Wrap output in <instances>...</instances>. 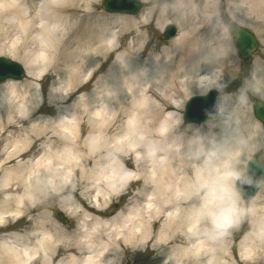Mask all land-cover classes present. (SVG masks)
<instances>
[{
  "label": "bare ground",
  "instance_id": "bare-ground-1",
  "mask_svg": "<svg viewBox=\"0 0 264 264\" xmlns=\"http://www.w3.org/2000/svg\"><path fill=\"white\" fill-rule=\"evenodd\" d=\"M99 1L41 0L36 5L0 0V40L19 38L14 49L0 48V55L17 59L16 51L27 72L25 81L0 86V131L6 135L11 129L0 151V264H122L121 253L136 251L140 244L150 245L155 264H222L213 257L222 256L225 236L220 232L226 224L214 230L198 216V205L213 185L231 189L236 208L242 205L233 188L237 172L247 157L264 152V127L247 108L250 95L264 100V62L256 63L236 97H221L220 116L205 124L212 135L201 132L200 142L197 127L183 130L178 113L190 92L218 91L220 78L231 72L225 65L232 56L220 50L217 0H177L174 7L164 8L159 28L171 13L181 27L161 48H148L142 31L153 24V11L138 18L108 15L98 12ZM227 1L233 17L240 18L241 12L248 20L251 14L264 36V0ZM126 34L132 37L122 54L124 63L98 77ZM48 76L57 79L50 103L67 105L75 122L64 114L58 121L33 124L41 113L38 87L43 86L37 82ZM88 78L95 80L90 90ZM200 96L209 100L207 94ZM211 104L217 109L216 100ZM125 109L135 118L115 132L113 125ZM136 152L143 153L140 164L163 157L155 166L159 172L147 175L146 198L140 189L133 195L132 211L129 202L116 212L110 205L128 195L120 186H132L127 179L134 176L126 167ZM45 198L58 201L68 217L79 220L75 231L35 212L34 206H48ZM140 199L146 202L143 208ZM246 206L253 228L262 230L251 238L247 254L264 264V188ZM24 220L29 223L25 232L5 233Z\"/></svg>",
  "mask_w": 264,
  "mask_h": 264
},
{
  "label": "rangeland",
  "instance_id": "rangeland-1",
  "mask_svg": "<svg viewBox=\"0 0 264 264\" xmlns=\"http://www.w3.org/2000/svg\"><path fill=\"white\" fill-rule=\"evenodd\" d=\"M31 3L38 5L39 3H41V0H29ZM140 2L143 3V8L140 10V13L138 15H125V16H129V17H133V18H138L139 15L142 14H146L147 12H149L150 10L154 12V22L153 24L148 27L147 29H142L143 32H146V36H145V41L146 43L149 42V47L148 48H155V47H163L165 45H167L170 41H165L162 39V33L166 27L167 24H172L177 26V28L180 30L181 24L176 20L175 14H169V17L167 18V20H164L162 22L161 27L159 28L158 22L160 19V15L161 12L163 11L164 8L166 7H174V4L177 2V0H139ZM229 4L227 0H217V9H216V15L219 18L220 24L222 26V38H223V42L221 44L220 50H224V52L228 53L230 56H232V59H230L227 63H226V67L227 69L230 67L231 72L228 73L227 78L225 79L224 77L220 78V89L218 90V100L220 101L222 96H229V97H236L237 92L240 90L241 86L245 83V81L249 78L250 73L253 71L255 65H257L256 63L258 62H264L263 59V54H264V36H262L259 32V28L257 27V24H254L255 19L252 18L251 14H249L250 16L248 20H246L244 17H241V12H238L237 15L240 16V18L237 17H233L230 13L229 10ZM97 9L98 12L100 13H105V14H110L107 13L103 6H102V0H100L97 4ZM241 5L246 8V12L249 13V10L247 9L248 5L245 4L243 5L241 3ZM237 12V11H235ZM233 12V13H235ZM249 21H251L253 24H248ZM231 23H236L242 27H245L247 29H249L251 32H253L259 42V49L258 51L249 59V60H243L241 59V57L238 54V50H237V46H236V42L233 38V36L230 34L229 30H228V26ZM256 25V26H255ZM130 37H132V35H128L126 34L125 38L122 39V47L120 48V50L118 51L117 55L113 54L108 61L106 62V64L104 65L103 70L100 72L98 77H103L104 74L106 73V71L109 69L110 66L114 65L115 63H119L122 64L124 63V59L122 58V54L125 52L126 47L129 45V41H130ZM18 37H13V40L10 42H2V40H0V48H2L4 45H8L9 47H12L14 49V45L17 44L18 42ZM108 42V41H107ZM9 48H6V50H8ZM5 50V51H6ZM14 55L16 56L17 59H12L14 61H16L17 63H21L20 60H18L19 58L22 59V57L16 52L14 51ZM0 57H6V56H1ZM216 72V71H215ZM236 74V78L233 79L232 76L233 74ZM27 78H25L24 80L18 81V82H23L25 81ZM56 78L53 77H46L45 80L43 82H37L39 84H41L43 87H38V92H39V107L41 109V113L38 114L36 117H34V122L33 124H36L37 126L42 123V121H47V120H51V121H58L60 120V117L64 114H66V119L68 121L71 122H75V114L73 112L70 111H66L65 110V106H55L52 105L50 103V93L52 90L56 89V86L54 85V82L56 81ZM4 84V83H2ZM2 84H0V86H2ZM95 84V80L90 82L88 90L91 89V87H93ZM224 90V91H223ZM191 93V94H190ZM188 95L187 100H185V103L193 96H198V95H204L207 93L204 92H200L199 90L190 92ZM79 97V93L76 94V96L74 97V100L70 102V104L74 103L75 101L78 100ZM248 99V105L247 108L251 111L252 115L254 116V112H253V100L255 99H259L261 101L264 102V100L251 96L247 98ZM180 102L182 101V98H179ZM116 99L114 101H112V103L109 105V108L111 111L115 110L114 107V103H115ZM69 104V105H70ZM185 107V106H184ZM184 107L183 110L181 111V113L175 110V112L173 113V115L177 114L178 115H182V123L183 124V130H187V128L189 126H196L198 129V137L200 139V142L203 141V139L201 138V132L203 135H205V137H209L212 135L210 133V131L205 128L207 125H205L206 123L197 125V124H187L183 121V112H184ZM63 108V110H62ZM101 108H105L103 105H101ZM66 112V113H65ZM106 116H111L109 114V112L106 114ZM134 116L133 113H130V110L125 109L123 111V115L122 117L116 121V123H114L113 125V131H117L118 129H126L129 125H130V118ZM20 117H22L20 115ZM135 118V116H134ZM256 118V117H255ZM4 119V117H3ZM36 119H42V120H36ZM111 119V118H110ZM257 120V118H256ZM260 127H264V125L257 120ZM160 122V120H159ZM159 124V123H158ZM1 125V123H0ZM160 126V124L158 125ZM204 127V128H203ZM2 127L0 126V129ZM7 132V134H3V132L0 131V151L3 149L6 141L5 139L8 137L7 135H9V131H11V129H6L5 130ZM23 133V132H22ZM180 132L178 131L174 136H179ZM215 135V134H213ZM10 136V135H9ZM86 137V134H82V138L84 139ZM207 139V149H208V143L210 142V139ZM249 140V139H247ZM131 147V144H130ZM179 149V148H177ZM203 150H205L204 147H202ZM35 152V151H34ZM151 149L147 150V153H150ZM256 154H252L251 156L246 158L245 164L242 166V168L237 172V177H240L244 174L248 161H250L253 158H258L260 159L263 163H264V152L263 151H257L254 152ZM37 154V153H35ZM143 158V153L142 152H136L135 155L133 156H129L127 160L129 161V167H126L127 170L130 171L131 174H134L137 177L141 178L140 182H136V183H132L131 187H127V186H120L121 190L124 191L126 193H128V195L126 197H124L123 199H121L120 201L114 200V205H110L111 209L113 210L114 207L116 206V212L119 210H122V208H125L129 202H130V210L132 211L135 208V200L136 198L133 197V195L138 192V190L143 189L142 193L144 196V198H146V193L150 190L145 189L147 188L146 184H143L144 181L147 178V175H149L150 173L152 174V172L155 170V173H157L158 169L156 166V163L160 160L163 159V157H159L158 161L156 160H151L149 162H145V163H141ZM250 158V159H249ZM249 159V160H248ZM138 160V161H137ZM207 160V159H206ZM9 166V165H8ZM88 169H90L89 166H87ZM159 172V171H158ZM2 176V173H0V178ZM224 177V175H223ZM64 182H68L67 179L64 180ZM74 182V181H73ZM140 185H139V184ZM68 184H71L72 187V181H69ZM79 186H76L78 192H80L82 190L83 185H81V182L78 183ZM138 184V185H136ZM235 184V182H234ZM233 184V187H234ZM70 187V188H71ZM264 188V183L262 185V187L260 188V190L258 191L257 195L263 190ZM235 190V189H234ZM236 192V191H235ZM238 195V202H240L242 205H239L238 208H236V212L235 215L233 216V218L226 223V228L221 231L220 233L222 235H224L225 237L223 239L220 240V244L223 245V252L221 253L222 256L219 257V259H216L215 257H213V260L215 262V260L217 262H220L222 264H236V263H241V264H258V257L257 255H253L247 254V249H250V245H252L253 243H251V238L253 237H258L261 233L262 230L259 229H255L253 228V225L251 224V221L249 219L248 214L245 215L246 212H244V207L246 205H248L252 200L250 201H246L244 198H242V196L240 195L239 192H236ZM256 195V196H257ZM255 196V197H256ZM45 203H48V206L43 208V207H39V206H34L35 207V212L40 213V212H45L47 214V216H50V218L58 225L61 226L63 228H69L72 231H75L77 229V227L79 226V220H76L72 217H68L63 210H61V207L58 204V201L53 202L52 200L48 201V198H45ZM3 198H0V206H2V202H3ZM118 202V203H117ZM142 204V208L144 207V204L146 203L145 201H139ZM118 204V205H117ZM202 204V202H201ZM155 205V204H154ZM153 205V206H154ZM198 206H201L200 204ZM247 207V206H246ZM155 208V206H154ZM60 214H62L66 220H61L59 219ZM239 215V216H238ZM28 221L24 220L21 222H17V224H13V226L11 227V229H8L5 233L8 234H12L15 232H25L27 230V228L29 227L28 225ZM137 232H140V228H136L135 229ZM209 248L211 250V245L212 243H209ZM122 255L120 256L121 258V263L122 264H155L153 262V259L155 257V255L153 253H151V249H150V245L149 246H142V244H140V246L137 247V250L134 251L132 249H130V252L128 253H121ZM246 260L245 262L243 261Z\"/></svg>",
  "mask_w": 264,
  "mask_h": 264
},
{
  "label": "water",
  "instance_id": "water-1",
  "mask_svg": "<svg viewBox=\"0 0 264 264\" xmlns=\"http://www.w3.org/2000/svg\"><path fill=\"white\" fill-rule=\"evenodd\" d=\"M104 7L108 11L112 12H121V13H129L136 14L142 7V5L137 0H104ZM231 33L236 39L238 51L241 57L249 58L253 52H255L258 48V43L255 36L250 33L248 30L243 29L237 25H230L229 27ZM175 34L174 27H168L166 31L165 38H170ZM25 69L19 65L18 63L1 57L0 58V83L8 80H21L24 78ZM214 96L217 95V92L213 93ZM203 100L200 98L199 100ZM255 114L259 120L264 123V104L255 101L254 103ZM187 119V114H186ZM254 170L259 172V180H256V176L254 175ZM264 177V166L262 163L257 162L256 160L252 161L248 167V171L245 176L240 180L238 186L241 192L242 189H251V191L247 194H244V197L249 200L251 199L255 193L258 191L263 178ZM59 218H61L59 216Z\"/></svg>",
  "mask_w": 264,
  "mask_h": 264
},
{
  "label": "clouds",
  "instance_id": "clouds-1",
  "mask_svg": "<svg viewBox=\"0 0 264 264\" xmlns=\"http://www.w3.org/2000/svg\"><path fill=\"white\" fill-rule=\"evenodd\" d=\"M235 193L226 186H209L203 199L198 216L206 218L214 230L221 229L236 212Z\"/></svg>",
  "mask_w": 264,
  "mask_h": 264
}]
</instances>
